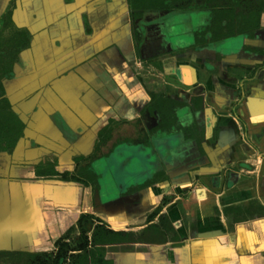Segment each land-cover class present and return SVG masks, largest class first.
<instances>
[{
  "label": "crops",
  "instance_id": "obj_1",
  "mask_svg": "<svg viewBox=\"0 0 264 264\" xmlns=\"http://www.w3.org/2000/svg\"><path fill=\"white\" fill-rule=\"evenodd\" d=\"M11 2L0 0V29ZM15 4L16 27L28 29L33 38L13 78L5 81L26 129L14 153L0 155L5 174L16 169L19 177L0 178V250L56 249L57 241L73 237L82 214L125 234H141L168 216L179 243L142 253L135 264H264V13L253 38L237 36L197 48L194 32L206 24L208 10L146 11L136 25L167 17L158 24L170 32L161 37L146 27L152 37L146 34L136 49L127 26L128 0ZM197 16H205V22L196 23ZM35 90L44 92V102L35 108L13 106L23 95L35 96ZM149 93L185 104L176 110L178 124L204 128L201 146L182 132L150 133V176L132 189L118 180L117 187L97 189L35 175L42 162L54 163L60 173L73 172L74 158L92 153L110 120L137 121L146 131L156 127L144 111ZM48 95L60 100L56 107ZM19 111L35 114L26 122ZM87 140L93 145L83 154L81 143ZM5 157L9 160L2 163ZM24 164L33 170L24 171ZM87 189L94 196L87 197L85 209Z\"/></svg>",
  "mask_w": 264,
  "mask_h": 264
},
{
  "label": "trees",
  "instance_id": "obj_2",
  "mask_svg": "<svg viewBox=\"0 0 264 264\" xmlns=\"http://www.w3.org/2000/svg\"><path fill=\"white\" fill-rule=\"evenodd\" d=\"M15 1L9 4L6 19L0 29V154L12 155L24 137L26 123L19 114L13 110L11 100L5 88V81L11 80L15 74V67L20 63V55L29 49L32 43V33L26 28H17L12 11ZM131 19H140L146 11H187V10H208L209 17L206 24L194 32V47H204L210 43L219 42L237 36L253 38L256 31L261 28V17L264 13V0H128ZM136 49H139V39L136 34L133 36ZM150 101L145 110L157 121V126L149 131L140 127L137 121L116 122L110 120L98 133L94 150L88 157L79 156L74 158L75 169L73 172L60 173L52 162H42L35 166L37 177L57 178L62 181L82 184L84 187L101 188V176L95 171L93 162L100 158L109 157L122 144L151 146L149 134L160 131L172 133L182 132L186 138L195 139L201 146L204 139V128L200 129L195 123L192 126L182 127L178 124L176 110L185 104L169 98L165 95L149 93ZM197 109H201V98L194 100ZM124 125L133 126L131 135L118 133L117 130L124 128ZM136 130V131H135ZM116 132V136H115ZM134 133V134H133ZM109 147L108 152H103ZM4 171L0 166V173ZM157 179L151 180L154 183ZM150 185V184H149ZM95 224L92 241L89 240L88 225ZM92 214H82L78 220L81 241L78 246L73 247L69 242L60 239L56 242L57 254L53 264H63L61 256L70 252H78L75 256V264H122L111 257L110 252L129 241L132 233L115 232L108 228L105 223ZM87 227V228H86ZM148 230L156 234L164 235L165 232H174L168 216L161 219L158 226H152ZM173 239H178L173 233ZM75 254V253H74ZM50 255L30 253L29 264H49L45 256ZM24 252L0 250V258L20 260ZM71 264V263H70Z\"/></svg>",
  "mask_w": 264,
  "mask_h": 264
},
{
  "label": "rangeland",
  "instance_id": "obj_3",
  "mask_svg": "<svg viewBox=\"0 0 264 264\" xmlns=\"http://www.w3.org/2000/svg\"><path fill=\"white\" fill-rule=\"evenodd\" d=\"M205 16H197V17H195L194 20L196 23H200V21H203V23H204L205 18L207 17V16L206 17ZM159 18L160 17H148L144 23L138 24V25H135V21H133L130 18L127 26L129 27V29H131L132 36H134V34H136L137 37L140 36L141 40L146 34H148L147 29H148V31L151 29H156L157 32H151V33L152 34L156 33V34L161 35V37H163L164 35L169 34L170 30L168 28L169 27L168 25L163 28L162 27L163 25L158 24V23H162L163 21L167 20V17H162L158 21ZM196 23H194V24H196ZM152 25H155L156 27H153ZM198 25H195L194 28L195 27L197 28ZM176 26H178V25H176ZM146 27H147V29H146ZM148 36H149L148 39L150 40L152 36L149 34H148ZM54 81H55V83H58L57 79ZM49 86H50V84H49ZM41 89L42 88H39V90H41ZM36 92H37V90H35L33 92V94L35 93V96H32L31 94H29L28 96L23 95L19 99H15V101L13 102V106H15V108L17 107V109L18 108H25L26 109L30 105H31V107H29V108H35L37 105H39L40 102H42V101L44 102V100H46V95H44V92L43 93L39 92L37 94H36ZM54 93H55V95H57L56 90ZM53 96H52V98H53ZM48 97H49L48 101H50V99H52V98L50 95H48ZM58 101H60V100L55 99V97H54V99L51 100V102H52L51 106L56 107L57 106L56 102H58ZM25 104H27L28 106H24ZM19 112L21 113V111H19ZM21 114L23 115V117L26 118V122H28L30 120V117H31V119L33 118V116H30V115H34L35 113H32L31 111H27V112L23 111V113H21ZM133 129L134 128L132 125L125 126L124 127V134L131 135ZM117 131H120V130H117ZM115 136H116V132H115ZM117 136H118V134H117ZM91 145H93V142H89L88 140L84 141L83 143H81L80 152H83V154H86L87 153L86 148H90ZM139 145H143V144H139ZM136 146L137 145L125 144L124 148L119 147L117 150H115L111 154V156L104 157V158L102 157V158L95 160L93 162V167H94L95 171L101 176V186L103 189H106L108 187L114 188V186L117 187L116 186V180L123 183L126 186L125 189L136 188L139 184L147 181L146 178H149V176H150L149 172L151 171L150 165L154 162V159H153V156L151 155L152 153H151L149 148H147L145 146V148H147V151L141 152V149L144 148V146H142V148L139 147V149H135ZM108 151H109V147H107V148L105 147L103 152H108ZM40 152H41V150H36L37 154H40ZM17 153L18 152H16V154ZM44 154H45V152H44ZM8 160L9 159L7 157H5L2 160V163H6ZM22 169L24 171L29 170V172H31L33 170V167H32V164H28V165L24 164ZM16 172H17L16 169H12V173L14 175H12V173H10V175H8L9 172H7V174H5V171H3L2 174L0 173V178H1V176L7 175V177L9 179L14 180L16 177L19 178L16 175ZM38 180H39V178H38ZM97 194H98L97 199H99L98 191H97ZM93 196H94V190L87 189L86 190V200H85V203L83 204L85 209H87V207L89 205L87 200L90 197L93 198ZM87 197H89V198H87ZM165 200H166V197L163 199V201H165ZM81 209H83V208H81ZM93 224H94L93 226L88 225L90 242L92 241L93 233L95 231V227H94L95 223H93ZM71 236H73V237H71L69 239V245L71 246V249H72L73 247H76V246H78V244H80L81 236H80L79 229L75 230L74 234H72ZM128 239H129V241L123 242L121 245L120 244L116 245L118 247H115L110 252L111 257L117 259L122 264H135V261L133 259L134 258L137 259L138 257H140V254L145 253V252H149V254H150V251L153 250V248L155 250L164 249L165 245L167 247V245H169L168 243L171 242L172 240H175L176 243H179V239H173V232L172 233L165 232L164 235H160V234H156V232H153V231L147 230V229H146V231H144L141 234H134L133 233V235L129 236ZM22 243H23V241H22ZM16 248H21V245L18 244L16 246ZM53 248L50 249V251H40V253L42 252L41 254H46V253L50 254V255H46V256L42 255V257H44V256L46 257L45 261H47L49 264H53L57 260L55 257H56L58 248L57 247H56V249H53ZM37 252H39V251H37ZM37 252H35V254ZM74 253L67 250V253L65 254V258H64V256H61V262L63 264H70V263L75 264V259H76L75 256H77L78 252H74ZM24 254H25V256L20 258V260H18V261H17V259L16 260H10L8 258H4V259L0 258V264H29V256H27L28 253L25 252ZM28 255H30V254H28Z\"/></svg>",
  "mask_w": 264,
  "mask_h": 264
},
{
  "label": "flooded vegetation",
  "instance_id": "obj_4",
  "mask_svg": "<svg viewBox=\"0 0 264 264\" xmlns=\"http://www.w3.org/2000/svg\"><path fill=\"white\" fill-rule=\"evenodd\" d=\"M16 1H17V0H16ZM16 1H15V3H16ZM15 6H16V4H15ZM7 9H9V6H8V8H7ZM6 16H7V13H6ZM5 19H6V18H4V20H5ZM4 20L1 22V23H2V25H3V22H4ZM134 21H136V20H134ZM135 25H136V24H135ZM1 28H2V27H1ZM135 28H136V27H135ZM136 36H137V35H136ZM138 37H139V38H138ZM138 37H137V38L139 39V42H142V40H141L140 36H138ZM11 104H12V103H11ZM19 116H20V115H19ZM56 118H57V117H56ZM56 118H55V120H57ZM57 123H59V121H58V120L56 121V124H57ZM57 125H59V124H57ZM25 129H26V128H25ZM24 135H25V131H24ZM0 155H1V154H0ZM2 155H3V154H2Z\"/></svg>",
  "mask_w": 264,
  "mask_h": 264
}]
</instances>
